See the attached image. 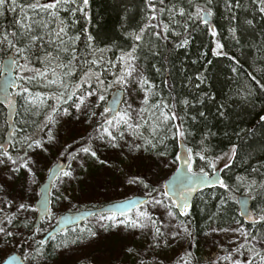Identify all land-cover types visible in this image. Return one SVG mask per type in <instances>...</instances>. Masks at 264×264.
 Wrapping results in <instances>:
<instances>
[{"label":"snow or ice","instance_id":"obj_1","mask_svg":"<svg viewBox=\"0 0 264 264\" xmlns=\"http://www.w3.org/2000/svg\"><path fill=\"white\" fill-rule=\"evenodd\" d=\"M250 2L264 14V0ZM88 4L89 0H0V14L19 12V16L14 17L15 27L0 29V52H8L7 60L0 64L7 73H0L3 77L0 103L18 116L22 109L28 117L19 122L10 121L7 140L0 142V245L7 247L22 241L21 264H112L111 259L105 262L97 257L89 258L84 250L106 248L110 238L117 237L124 255L134 264H164L160 257L170 243L188 239L190 246H195L187 219L192 207L190 197L198 187L207 185L224 190L215 205L217 212L212 213L209 220L216 221L220 213L227 217L225 223L229 225L209 227L208 232L231 234L227 246L219 244L220 253L208 264H264V200L260 206L252 207L249 199H238L236 195L243 190L249 198L253 193L264 197V176L254 178L259 175V169L253 168L249 173L235 174L232 183L227 182L217 164L227 157L228 162L223 167L228 168L238 155V145L231 143L227 152L211 155L207 141L216 133L207 127L209 114L203 110L190 111L214 99L212 85H207L208 91H200L191 98L174 95L169 86L165 98L141 63L145 49L154 57L160 56V52L154 50L158 49L159 41L168 39L169 33L176 37V48H187L192 30L200 25L216 38L218 30L210 19L214 16L213 0H143V21L126 33L132 43L120 52L116 61L105 59L107 49L92 48L91 44L88 53L91 58H86L75 46L79 34H69L75 14L83 12ZM224 6L228 12L227 31L239 44L238 32L242 26L254 28L255 17L241 21L234 14V10L246 7L242 0H224ZM87 39L91 42L94 37L89 34ZM223 48L216 39L211 52L215 56L227 55ZM37 51L42 52L37 57L40 68L32 63ZM231 59L235 61L236 57ZM151 67L158 74L167 71L162 64ZM255 71L264 77V64ZM249 75L251 83H246L239 93L246 102L256 90L253 85L264 89V83L256 75ZM196 79L199 83L195 87L199 89L210 77L205 70L198 72ZM37 85H43L47 92L34 91ZM133 86L139 97L138 110L127 101H117L119 89L130 90ZM113 87L117 88V94L105 105L109 89ZM120 103L124 104L123 108ZM225 108L226 104H218L215 115L229 120L231 116ZM257 115L264 122V115ZM189 121L204 124L200 140L191 147L188 145L193 128ZM76 123L87 124L91 132L82 143L73 140L79 144L75 150H70L67 142L58 149L59 157H67V167L61 162L49 167L47 172L51 179L36 192L39 159L61 144V131L71 135L73 127L62 125ZM243 131L232 134L240 138ZM170 140L179 146V151L170 152ZM103 150L118 154L115 158L119 164L110 162L113 155L102 158ZM197 159L204 166L197 165ZM72 162H76V168L72 167ZM90 163L118 173L117 179L123 185L142 187L145 198L115 202L107 209V215L101 205L98 211L79 214L81 219L92 218L83 226L71 220L74 227L58 225L49 231L44 225L54 218L53 202L61 197L69 199L60 191L61 186L66 179H83L75 173L77 169L87 173ZM170 166L175 167L170 178L156 179L161 170ZM17 192L18 195L14 194ZM32 193L40 199L33 202ZM233 202L238 205L239 219L228 215L233 211ZM160 209L163 211L157 215ZM126 231L139 232L145 237L146 247L127 246L123 236ZM196 259L191 251H185L177 264H195ZM17 260L13 255L0 264H16Z\"/></svg>","mask_w":264,"mask_h":264},{"label":"trees","instance_id":"obj_2","mask_svg":"<svg viewBox=\"0 0 264 264\" xmlns=\"http://www.w3.org/2000/svg\"><path fill=\"white\" fill-rule=\"evenodd\" d=\"M213 3L214 16L212 18L218 30L216 38H213L208 33L204 25H200L199 28L192 30L191 40L187 48H176V37L174 34L169 33L168 39L159 41L158 49L154 50H158L160 56L154 57L151 52L145 49L141 63L147 70L146 74L157 85L158 90L162 92L165 98L168 97L169 86H172L174 95L189 96L191 98V96H198L200 91H208L207 85L211 84V92L214 94V99L206 101L204 106L196 105L194 109L190 110H203L209 114L207 127L216 133L207 141L211 149L210 154L219 155L221 152H227L231 143H236L238 145V155L228 168L223 167L222 175L224 179L232 183L235 174L249 173L253 168L259 169V175H256L254 178L260 179L264 176V167H259L261 164H264V122L259 120L257 113L264 115V112H261V108L264 107V89L253 85L256 90L247 102L239 93L246 83H251L249 74L256 75L264 83V77L255 71V68L264 64V14L259 13L258 8L252 5L250 0H242V4L246 5V7L234 10V14L241 21L244 18L255 17L256 24L254 28L241 27V30L238 32L240 43L237 44L230 38L227 31L229 27L227 20L228 12L224 6V0H213ZM144 14L143 0H89V4L85 10L75 14L70 24L69 34H79L80 38L76 41L75 46L78 52L86 58H91L88 56V53L91 51L89 44H91L92 48L107 49L104 52L105 59L116 61L120 52L126 50L132 43V39L126 33L132 31L138 24L142 23ZM61 15H65L64 12H61ZM18 16L19 12L13 11H5L0 14V29L5 26L15 27L13 22L14 17ZM89 34L94 37V40L91 42L87 39ZM153 39L155 40V38ZM216 39H219L224 45L222 51L227 53V55L215 56L212 54L211 49L215 47ZM202 54L203 58L201 59ZM6 55H8L7 50L0 52V61ZM41 55L42 52L37 51L32 57V63L37 68L42 67L37 59ZM233 56L236 57L235 61L231 59ZM208 61H211V63L209 64ZM153 64L157 66H161L162 64L167 71L163 74H158L152 69L151 65ZM233 68H236L235 72L232 71ZM205 70L206 75L210 79L205 84H201L199 89H197L195 86L199 81L196 79V74ZM165 80L167 84L164 83ZM116 89V87L109 89L106 101L104 102L105 105L112 92ZM35 90L47 92V88L43 85L35 86ZM221 103L226 104L225 111L227 114H230L231 119L224 120L215 115L216 106ZM21 118L28 119V117L24 116L22 109L20 110V115L16 116V121L19 122ZM32 118L37 119V117ZM189 124L193 128V134L188 145L191 147L200 140V133L204 129V124L192 121H189ZM74 126L77 129L73 128L74 130L71 133L73 138L70 140H79L82 143L87 136L82 132V135H80L78 130L82 127L88 128L89 134L91 127L85 123H80V128L77 125ZM240 129H244V131L240 132V138H237L232 133ZM5 130V110L0 106V139H3ZM225 132L228 135H224L223 133ZM70 136L68 135V138ZM72 147L75 150L79 147V144L72 142ZM178 148L177 144L171 140L169 141L170 152L174 153L178 151ZM171 158L170 155L169 160ZM65 160H67V157H65ZM196 163L199 166H204L203 162L198 159ZM221 165L220 160L217 164L218 169ZM78 177H81V175H78ZM79 182L82 183L81 179H79ZM88 183L85 191H96L92 186L93 184L91 185L89 181ZM223 192L224 190L221 188H214L206 190L196 197L190 209V216L187 218L190 221L195 238L209 235V227H216L217 225L220 227L229 226L228 223H225L227 217L220 213H217L218 219L216 221L209 220V216L217 212L215 205L218 203V197ZM236 195L237 198L239 195L248 196L243 190ZM251 198L252 207L260 206L261 201L264 200V197H257L255 193L252 194ZM122 199L115 200L121 201ZM95 200L94 198H90V200H87L89 202L85 205L76 202L77 209H94L93 206L98 208L105 203L114 201L105 199V202H96ZM53 206L56 208V201L53 202ZM65 208L68 211H73L72 208L69 209L67 204ZM231 208L233 211L228 215H235L239 219L238 205L233 202ZM60 213L62 212L60 211ZM59 214L56 213V218L52 220L54 224L57 222ZM244 223L246 227H250L247 222ZM250 230L255 231V229L251 228ZM125 234L133 236L132 231H126ZM138 241L140 240L137 239L132 242L133 247H140V244H137ZM23 248L24 246L17 248L22 256L24 255ZM143 248L145 247L143 246Z\"/></svg>","mask_w":264,"mask_h":264},{"label":"rangeland","instance_id":"obj_3","mask_svg":"<svg viewBox=\"0 0 264 264\" xmlns=\"http://www.w3.org/2000/svg\"><path fill=\"white\" fill-rule=\"evenodd\" d=\"M121 90H124L125 92L124 101H127L128 103L132 104L133 108L138 110L139 97L135 87L133 86L130 90H125V89H121ZM123 107L124 104H122L121 108ZM82 119L83 118L81 117V120ZM75 125H77L78 128H80V123L79 124L76 123ZM69 126L77 129L76 126L74 125H67V124L62 125V127H69ZM88 130H89L88 128L82 127L78 130V132L80 135H82V133H85L84 135L87 136ZM71 138H73V135H71L70 138H68V135H65L63 131H61L60 133L61 144L55 148H52L50 150V153L43 154L42 157L39 159V167H40V171L38 172L39 183L38 185L34 186L36 192H39L40 186L45 182L48 176L47 169L49 167H52L59 159L65 160V157H59L58 149L62 148L63 144L67 142L68 144H71V150H74V148L72 147L73 140H70ZM0 142H3V140L0 139ZM103 151L104 152L101 153L102 158L104 156L113 155L107 150H103ZM115 155H113V159L110 162L118 165L119 160L115 158ZM227 162H228L227 157L221 159L222 165L219 169L222 170L224 164H226ZM72 167L76 168V162H72ZM153 167H155V165ZM174 171H175L174 166H170L168 169H163L159 172L156 179H160L161 181L164 179H168L174 173ZM75 175L77 177L78 175H81V177H83V179H81L82 183L79 182V178L65 180V182L60 188V191H62L66 196H68L69 199H64L63 197H61L60 200L56 201L57 204L56 208L54 206L52 207V211L54 213L53 219L56 218V213L59 214L60 211L62 213H60L59 216L65 212H74L84 209H90V208L77 209L78 206L76 204V202H78L85 205L87 204V202H89L87 200L88 199L90 200V198H94V200L96 199L95 200L96 202H105L104 201L105 199L114 200L108 202V203H112V202L120 201V200H115L119 198H123L122 200H124L125 198H132L137 195L145 196V192L142 187L138 188L136 186L123 185L117 179L118 173H114L111 170H105V168L98 166L94 163H90L87 173H84L83 170L77 169ZM88 181L91 183V185L93 184L92 186L94 187V190H96L97 192L85 191L86 185L89 184ZM14 194L18 195V192ZM31 195L33 196V202L38 200L39 196H37L35 193H32ZM66 204L68 205L69 209L72 208L73 211L72 210L68 211L65 208ZM14 210L15 209H13V211ZM162 211H163L162 209L157 210V215H160ZM52 220L47 221V223L44 225L49 230L56 224V223L54 224ZM125 233L126 232L123 233V236L125 237L124 242L126 243L127 246L133 247L132 242L134 240L139 239L140 241H138L137 244H140V247L139 246L136 247L138 248H143V246L146 247V245L144 244L145 237H143L139 232H135L133 236H130L129 234H125ZM230 239H231V234L226 236L224 233H220V234L210 233L207 236L196 237L195 246H190V241L188 239L179 240L174 243H170V245L162 253L160 258L164 260V264H177V261H179L181 257H183L185 251H191L194 254V256L197 258L195 264H208L210 259H214L216 255L220 253L219 244H224L225 246H227L228 240ZM22 246H24L22 241L19 242V244H13L7 247L0 245V261L5 260L12 253L19 252L17 248H20ZM84 251L88 253L89 258L97 257L105 262L111 259L112 264H134L133 260L130 257H126L124 255V251L120 248L119 240L117 237L110 238V242L108 243V246L106 248L103 246L92 247L85 249ZM241 258L243 259L244 257Z\"/></svg>","mask_w":264,"mask_h":264},{"label":"water","instance_id":"obj_4","mask_svg":"<svg viewBox=\"0 0 264 264\" xmlns=\"http://www.w3.org/2000/svg\"><path fill=\"white\" fill-rule=\"evenodd\" d=\"M210 19H211L212 22H213V18L211 17ZM213 23H214V22H213ZM6 60H7V56H5V57L2 59L1 64H2L4 61H6ZM13 71H16V69H15L14 66H13ZM0 73H5V74H7V73L5 72V69H4L3 67H0ZM2 84H3V77L0 76V87H2ZM114 94H117V89L114 90V91L112 92V94L110 95V97H109V99H108V101H107V104H108V103H111L112 96H113ZM0 100H2V95H0ZM124 100H125V92H124V90L119 89L118 94H117V101H118V103H119L120 101H124ZM107 104H106V105H107ZM122 104H123V103H120L119 106L121 107ZM0 106H2V107L5 109V112H6V125H7V131H6V134H5L4 140H3V142H4L5 140H7L8 133H9V131L11 130V129H10V126H9V125H10V121H15V119H16V114L13 113L12 110H11L6 104L0 103ZM179 150H180V149L178 148V151H179ZM57 162H61V163H63V164L65 165V167H67V165H68L67 161L64 160V159H59ZM57 162H56V163H57ZM56 163H55V164H56ZM55 164H54L52 167H54ZM219 170H220V169H219ZM220 174L222 175V170H220ZM171 176H172V175H171ZM171 176H170V177H171ZM222 176H223V175H222ZM170 177H169V178H170ZM50 179H51V177H50V175L48 174V176H47L45 182H44L42 185L47 184L48 181H49ZM42 185H41V186H42ZM41 186H40V187H41ZM214 188H220V187H219V186L212 187V186H207V185H206V186H203V187H198L197 191H196L195 193H193V195L190 197V202H191V204L193 205V203H194L196 197H197L200 193H202V192H204V191H206V190H209V189H214ZM39 189H40V188H39ZM41 195H42V193H41ZM240 197H244V198H246V199H249V204H250V206H252V198H249V196H247V195H239V196H238V199H239ZM132 198H133V199H137V200H139V199H143V198H145V196L137 195V196H134V197H132ZM38 199H40V197H39ZM116 202H118V201H116ZM113 203H115V202L107 203V204H105V205H102V206L104 207V209H105V211H104V214H105V215L108 214L107 209L110 208V207H112V204H113ZM99 209H100V207H98V208H94V209H84V210H79V211H74V212H65V213H63V214H61V215L59 216L58 221H57V223H56V225H55L54 227H57L58 225H62L63 227H68V228L74 227L75 225H73V224L71 223V220H75V221H76V225H82V224H84L86 221H88L89 219H91V217H89V218H87V219H81V217H80L79 214L85 213V212L90 211V210H97V211H98ZM133 211H135V209H133ZM65 217H68V218H70V219H69V220H65V219H64ZM58 234H59V233H58ZM13 255H15V256L18 258L16 264H21V262H22V260H23V256H22V254L19 253V252H15V253H12L10 256H13ZM10 256H8L6 259H8ZM6 259H5V260H6Z\"/></svg>","mask_w":264,"mask_h":264},{"label":"flooded vegetation","instance_id":"obj_5","mask_svg":"<svg viewBox=\"0 0 264 264\" xmlns=\"http://www.w3.org/2000/svg\"><path fill=\"white\" fill-rule=\"evenodd\" d=\"M15 121H16V120H15ZM5 123H6V121H5ZM6 130H7V126H6ZM6 130H5V132H4L3 139H4V137H5ZM3 139H2V140H3Z\"/></svg>","mask_w":264,"mask_h":264}]
</instances>
